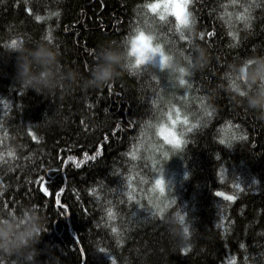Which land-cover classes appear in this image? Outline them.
Wrapping results in <instances>:
<instances>
[{"label":"trees","instance_id":"obj_1","mask_svg":"<svg viewBox=\"0 0 264 264\" xmlns=\"http://www.w3.org/2000/svg\"><path fill=\"white\" fill-rule=\"evenodd\" d=\"M144 4L0 0V212L34 205L43 215L37 264H264V112L235 94L233 82H242L230 72L264 57V0H191V39L174 32L173 17L161 21ZM241 5L250 7L247 23L236 19ZM138 23L152 24L180 66L188 67L186 57L194 63L198 49L206 62L185 85L178 73L149 68L87 87L99 46L118 48ZM49 33L60 64L78 77L37 94L16 82L15 54L5 45L19 37L32 47ZM174 109L188 119L177 126L179 149L149 127ZM162 175L170 181L165 192L178 189L170 207L162 198L172 194L155 189ZM178 213L189 226L186 244L174 234L179 225L167 222ZM16 259L0 254V264Z\"/></svg>","mask_w":264,"mask_h":264},{"label":"clouds","instance_id":"obj_2","mask_svg":"<svg viewBox=\"0 0 264 264\" xmlns=\"http://www.w3.org/2000/svg\"><path fill=\"white\" fill-rule=\"evenodd\" d=\"M155 3L161 5L155 14L165 17L164 20L159 18L161 21L166 22L169 16L174 18L172 28L180 38L191 39L195 36L196 21L188 10L189 4L184 6L185 0H145L144 8L153 13L148 5ZM13 40L15 44L12 43ZM5 47L9 56L15 54V80L26 90L31 89L37 94L44 91L53 92L65 81L77 80L78 73L60 64L59 53L49 42L40 41L28 47L24 40L13 37ZM197 51L195 62H190L187 68L182 67L171 52L165 51L152 24L138 23L118 48L112 47L111 44L99 46L85 85L101 88L124 73L137 75L149 68L161 72L167 70L171 75L178 73L180 84L181 78L188 76L192 69L202 67L206 62L205 50ZM181 69H184V73H181ZM230 72L233 81L242 82L236 83L232 89L235 94L245 98L250 108L264 112V57L246 59L239 64L230 65ZM181 115L180 110L179 113L173 110L171 116L162 114L156 122L149 125L154 136L162 138L175 149L180 148L174 144L180 136L177 132L179 123L173 124L171 121L180 119ZM186 177L188 178L187 173ZM157 180L162 182L165 192L170 181L166 180L164 175ZM180 217L182 216L178 213L167 222L179 225L174 234L179 237L180 242L186 244L188 236L185 235V229L189 230V226L185 220L181 221ZM45 229V218L34 205L22 207L19 214L15 209L0 212V254L16 257L13 264H37V257L41 253L36 245L40 243Z\"/></svg>","mask_w":264,"mask_h":264},{"label":"snow or ice","instance_id":"obj_3","mask_svg":"<svg viewBox=\"0 0 264 264\" xmlns=\"http://www.w3.org/2000/svg\"><path fill=\"white\" fill-rule=\"evenodd\" d=\"M237 2H238V0H232V3H237ZM190 3H191V0H185V5H184V6L187 7V5L190 4ZM160 6H161V5H160L159 3H155V4H152V5H148L149 9H150L154 14L157 12V10L160 8ZM241 7L244 8V11H243L242 13H240L239 15H237V16H236V19H238V20H243V21H245V22L247 23V21H248V19H249L250 7L245 6V5H241ZM29 12H31V9H29ZM159 18H160L161 20H164V19H165V17H164L163 15H161ZM36 19L39 21L41 18H40L39 16H37ZM229 34H230V35H233L232 33H229ZM207 35H208L209 37H211V36L214 35V33H213V32H208ZM203 36H204V33H201V38H203ZM233 38L235 39V36H234ZM46 39L48 40L49 43H51V41H52V37H51V34H50V33H49V35L46 37ZM181 39H184V38H181ZM12 43L15 44V40H13ZM186 59H189V63L191 62V60H190L189 57H186ZM181 73H184V69H181ZM189 75H190V74H189ZM180 84H181V85H185V84H186V81H185L184 78H181V79H180ZM235 86H236V85H235V83L233 82V88H235ZM241 95H243V93H241ZM174 110H175L177 113H179V109H174ZM168 115L171 116V112L168 113ZM209 115H211V113H209ZM171 122H172L173 124L179 123V124H182V125H186V124H188V119H187V117L185 116L183 119H181V118L178 119V120H177V119H173ZM192 127H196V125H192V126L189 127L187 130H188V131H191ZM183 135H184V132H181V133H180V136H183ZM236 138H237V137H233V139H236ZM239 138L244 139V138H246V137H239ZM33 139L35 140L36 137L33 136ZM184 142H185V141H183L182 139H177V140L174 141V144H175L176 147H181V145H182ZM166 143H167V142H166ZM220 143H221V144H225V140H224V139H221V140H220ZM100 154H101L100 150H97V152L95 153V155H92V156H88L87 154H85V161H86V160H95V159L97 158V156H99ZM9 155H13V154H12V153H9ZM165 155H166V154H165ZM132 158H133V159H136V158H137L136 155H135L134 153L132 154ZM85 161H82V162H85ZM82 162H81V163H82ZM79 166H80V163H77V167H79ZM41 179L44 180V181H46V177H42ZM254 182H255V181H254ZM155 189H159V191H160L161 194L164 193V186H163V184H162L161 181L156 180V182H155ZM155 189H153V190H155ZM42 190L45 192V194H47L48 189H47L46 184L42 185ZM216 196H218V197H223L225 200H229V201H231V200L234 199V196H231V195L225 196V194H224L223 192H216ZM57 203H59V199H57ZM108 216H109V218H114V214L111 212V210H109V212H108ZM180 219H181V221L184 220L183 217H180ZM112 231H113L114 233H116V232H117V229H116V228H113ZM188 231H189V230L186 228V229H185V235L188 234ZM101 251H103V249H102ZM185 251H187V249H185ZM232 264H235V262L233 261Z\"/></svg>","mask_w":264,"mask_h":264},{"label":"bare ground","instance_id":"obj_4","mask_svg":"<svg viewBox=\"0 0 264 264\" xmlns=\"http://www.w3.org/2000/svg\"><path fill=\"white\" fill-rule=\"evenodd\" d=\"M185 79V78H184ZM183 92L185 93V95H187L188 92H190L189 90V86H187L186 88L183 89ZM188 96V95H187ZM169 155H170V158H171V154L170 152L168 151ZM169 155H166L165 158H167ZM164 158V157H163ZM225 191L226 192H229L230 190H228L227 188H225ZM177 193L178 194V189L175 188V186L173 188H171L170 190H167L165 193L163 194H167V195H171L172 194V197L174 198V194ZM173 198H170V199H165V198H162V203H165V207H170V206H173L175 205V203L177 204V201L179 202L178 200V197L173 199ZM157 199H155L156 201ZM160 204H161V199H160ZM183 214H186L185 210L182 211ZM180 214V213H179Z\"/></svg>","mask_w":264,"mask_h":264}]
</instances>
